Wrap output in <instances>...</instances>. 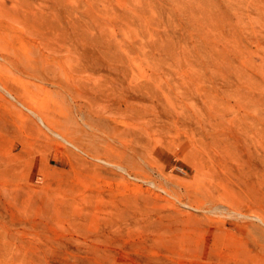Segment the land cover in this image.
<instances>
[{
  "label": "rangeland",
  "instance_id": "obj_1",
  "mask_svg": "<svg viewBox=\"0 0 264 264\" xmlns=\"http://www.w3.org/2000/svg\"><path fill=\"white\" fill-rule=\"evenodd\" d=\"M0 264H264V0H0Z\"/></svg>",
  "mask_w": 264,
  "mask_h": 264
},
{
  "label": "bare ground",
  "instance_id": "obj_2",
  "mask_svg": "<svg viewBox=\"0 0 264 264\" xmlns=\"http://www.w3.org/2000/svg\"><path fill=\"white\" fill-rule=\"evenodd\" d=\"M42 119L44 120V122L46 123L45 119L43 118V116L41 115ZM47 124V123H46ZM51 126V125H50ZM48 126V128L50 127ZM52 128V127H51ZM54 131V130H53ZM59 135H61V133L57 132ZM64 137V135H62Z\"/></svg>",
  "mask_w": 264,
  "mask_h": 264
}]
</instances>
